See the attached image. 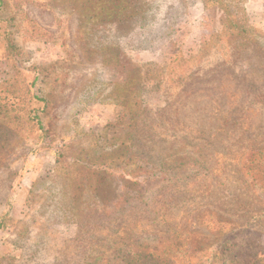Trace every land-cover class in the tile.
I'll return each instance as SVG.
<instances>
[{
	"label": "rangeland",
	"instance_id": "obj_1",
	"mask_svg": "<svg viewBox=\"0 0 264 264\" xmlns=\"http://www.w3.org/2000/svg\"><path fill=\"white\" fill-rule=\"evenodd\" d=\"M139 1L0 0V264H264L260 16Z\"/></svg>",
	"mask_w": 264,
	"mask_h": 264
},
{
	"label": "trees",
	"instance_id": "obj_2",
	"mask_svg": "<svg viewBox=\"0 0 264 264\" xmlns=\"http://www.w3.org/2000/svg\"><path fill=\"white\" fill-rule=\"evenodd\" d=\"M241 1L243 10L245 11L243 0ZM86 2L91 3V8L86 6V9H92L93 11L92 16H90L93 21L91 26L92 28H105L110 27V25L121 24L126 19L133 16V12L127 13V10L140 5L139 0H86ZM143 19L144 16L141 14L139 18L135 19V21L138 25H140ZM126 41V43H128L127 39ZM153 264L160 263L155 262Z\"/></svg>",
	"mask_w": 264,
	"mask_h": 264
},
{
	"label": "crops",
	"instance_id": "obj_3",
	"mask_svg": "<svg viewBox=\"0 0 264 264\" xmlns=\"http://www.w3.org/2000/svg\"><path fill=\"white\" fill-rule=\"evenodd\" d=\"M243 6L246 9H250L251 11L258 13L261 19L258 25H264V0H243ZM145 50L146 48H143L133 51V53L136 54Z\"/></svg>",
	"mask_w": 264,
	"mask_h": 264
}]
</instances>
